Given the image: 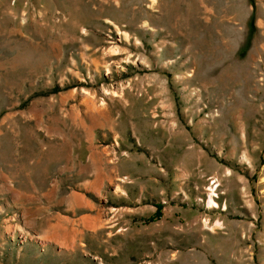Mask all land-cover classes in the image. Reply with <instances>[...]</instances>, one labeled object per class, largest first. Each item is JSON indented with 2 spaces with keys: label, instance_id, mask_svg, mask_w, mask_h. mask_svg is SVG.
Segmentation results:
<instances>
[{
  "label": "rangeland",
  "instance_id": "374dc122",
  "mask_svg": "<svg viewBox=\"0 0 264 264\" xmlns=\"http://www.w3.org/2000/svg\"><path fill=\"white\" fill-rule=\"evenodd\" d=\"M0 264H264V0H0Z\"/></svg>",
  "mask_w": 264,
  "mask_h": 264
},
{
  "label": "bare ground",
  "instance_id": "6f19581e",
  "mask_svg": "<svg viewBox=\"0 0 264 264\" xmlns=\"http://www.w3.org/2000/svg\"><path fill=\"white\" fill-rule=\"evenodd\" d=\"M81 222L83 223V225L85 226V227H89V228H92L93 230H95L96 228H97V226H98V224H99V219H98V216H90V215H87V216H84L82 219H81ZM55 226H59V223L58 224H56ZM74 233V232H73ZM75 235V234H74ZM62 237H63V241L65 240H68V235L66 236V234H63L62 235ZM74 238V237H73ZM72 239V238H71ZM70 238H69V240H71ZM61 242V243H65V242ZM72 241H73V239H72ZM71 243H73V242H71ZM69 244H70V242H69ZM67 245H68V243H67ZM66 245V246H67ZM70 246V245H69ZM68 246V247H69Z\"/></svg>",
  "mask_w": 264,
  "mask_h": 264
},
{
  "label": "crops",
  "instance_id": "0c3cea01",
  "mask_svg": "<svg viewBox=\"0 0 264 264\" xmlns=\"http://www.w3.org/2000/svg\"><path fill=\"white\" fill-rule=\"evenodd\" d=\"M89 182L87 181V184L85 185L88 189H90V185L88 184ZM89 202V201H88Z\"/></svg>",
  "mask_w": 264,
  "mask_h": 264
}]
</instances>
